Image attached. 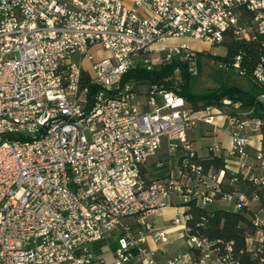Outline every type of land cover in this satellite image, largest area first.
<instances>
[{
  "label": "built area",
  "instance_id": "1",
  "mask_svg": "<svg viewBox=\"0 0 264 264\" xmlns=\"http://www.w3.org/2000/svg\"><path fill=\"white\" fill-rule=\"evenodd\" d=\"M128 1L0 0V264H204L210 242L187 235L185 212L171 226L202 256L157 259L169 233L155 214L190 203L251 211L247 244H264L257 196L221 190L226 171L264 186V0ZM228 34L260 49L249 100L194 109L179 94V66L163 81L124 80L171 62L196 75L190 42L217 46ZM241 59L218 67L246 74ZM200 123L228 145L199 157L188 132ZM213 157L223 167H206ZM216 264L237 263L226 254Z\"/></svg>",
  "mask_w": 264,
  "mask_h": 264
},
{
  "label": "trees",
  "instance_id": "2",
  "mask_svg": "<svg viewBox=\"0 0 264 264\" xmlns=\"http://www.w3.org/2000/svg\"><path fill=\"white\" fill-rule=\"evenodd\" d=\"M220 45L225 48V53L222 55L211 54V56L217 61L229 62L236 54L240 53L242 55L241 65L245 68L246 74L250 76L259 59L258 45L252 41L236 39L231 34H228ZM177 66L180 67L179 94L194 109L217 105L223 98L235 100L245 97V100H249L255 91V86L252 83L249 90H242L237 86L222 85L204 92H195L190 85L193 75L185 70V64L181 62H171L152 71L136 67L124 76V80L163 81L172 75ZM167 85L171 84L167 83ZM94 89V86H89V94ZM262 134H264V127H262ZM204 164L206 167L212 165L216 169L223 167V161L216 157L205 160ZM150 167L148 174L152 177L155 169L151 165ZM221 190L223 193H244L248 197L256 195V207L264 210V186L253 184L239 173L231 174L226 171ZM251 214V211L245 209L233 211L221 207L203 208L190 203L189 208L185 211V226L189 229L187 235L205 238L210 242V249L216 251V255L228 254L234 263L264 264V244L256 242L253 247H249L247 244V238L254 236L256 232V228L251 223ZM188 252L193 261L198 260L203 254L199 249L192 247L188 248Z\"/></svg>",
  "mask_w": 264,
  "mask_h": 264
},
{
  "label": "rangeland",
  "instance_id": "3",
  "mask_svg": "<svg viewBox=\"0 0 264 264\" xmlns=\"http://www.w3.org/2000/svg\"><path fill=\"white\" fill-rule=\"evenodd\" d=\"M191 44L194 49L200 51L197 56L198 62V73L191 77L190 85L191 88L195 92H204L207 89L218 88L222 85L225 86H237L242 90H249L252 85V79L247 74H240L237 69L227 68L222 69L218 67V61L215 60L211 54H224L225 48L222 45L217 46H208L203 43H199L196 41H191ZM105 54V53H104ZM212 133V132H211ZM217 134V132H216ZM213 134H210L206 137H202L199 132H194L193 134V146L198 148L202 152V145L205 146L208 143H213L218 140ZM219 137V134H218ZM216 144V143H213ZM219 144V143H217ZM162 156V151L157 154L156 157L152 158L150 163L155 162ZM166 171L154 172L153 178H164ZM221 207V208H229V204L227 202H218L210 205L208 208L212 207ZM185 243L186 237L184 235ZM113 241V237L109 239ZM187 245V244H186ZM216 253V251H215Z\"/></svg>",
  "mask_w": 264,
  "mask_h": 264
},
{
  "label": "crops",
  "instance_id": "4",
  "mask_svg": "<svg viewBox=\"0 0 264 264\" xmlns=\"http://www.w3.org/2000/svg\"><path fill=\"white\" fill-rule=\"evenodd\" d=\"M126 2L129 3L128 0H126ZM196 51L198 53L200 52L198 50ZM262 103H264V101H262ZM194 132H199L202 137H206L210 134H213L216 137V139L218 138V140L214 141L213 143H216V144L219 143V145H222V146L228 145V142H229L228 137L221 130L218 129L213 132L210 126L200 123L196 127H194L191 131L188 132V140L190 141L192 149L201 158L202 157L204 158L207 156V153H208L207 147L213 143H208L205 146L202 145V152H201L198 148H195L192 144ZM218 134H219V137H218ZM259 138L260 137H254L253 139L254 147L258 145ZM261 138H264V134H262ZM227 203L230 205L229 208L227 209H232V203L230 202H227ZM214 208H216V206ZM185 211L186 209L184 207L175 205V206H168L155 214L154 218H155L156 226L159 228H166L169 233V242L166 247L167 251L164 253L157 252V259L159 262H164L167 259H172L174 257H178L182 255H187L190 258V260L193 261L191 258V255L188 252V245H186L187 242L185 243L184 231L182 230V227L171 226V223H170L172 218L182 215ZM128 221L130 222V220ZM113 241L108 240V244H104L103 246V251H102L103 257L108 262L112 258L111 251L115 245ZM146 243L148 247H152V248L155 247V244L151 237L146 238ZM216 258H217V255L215 251L211 250L209 252V257L205 260L204 264H216ZM135 261L136 259H133L130 262V264H135Z\"/></svg>",
  "mask_w": 264,
  "mask_h": 264
}]
</instances>
